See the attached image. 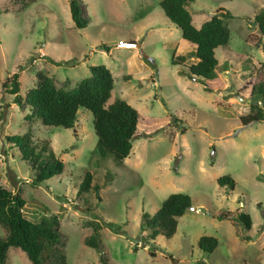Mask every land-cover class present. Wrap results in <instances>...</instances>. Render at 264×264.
I'll return each instance as SVG.
<instances>
[{"label":"rangeland","instance_id":"374dc122","mask_svg":"<svg viewBox=\"0 0 264 264\" xmlns=\"http://www.w3.org/2000/svg\"><path fill=\"white\" fill-rule=\"evenodd\" d=\"M159 2L82 0L88 24L77 29L69 0H33L25 7L26 0H0V183L25 199L23 214L30 221L57 216L67 264H104L101 256L108 264H264V122L244 127L239 120L249 112L250 88L264 60L261 48L245 43L250 33H258L253 16L264 0L187 5L196 27L219 7L234 15L226 19L228 44L215 50L220 67L209 81L212 91L171 63L172 54L183 55L194 45L182 43L180 29ZM91 65H104L112 74L108 103L119 98L139 113L137 136L122 166L96 154L88 110L78 109L73 128L44 126L36 119L28 125L30 108L13 103L1 87L17 72L25 96L42 71L58 87L72 89L91 75ZM29 128L33 141L47 142L64 163L61 174L39 186H33L32 170L7 140ZM86 171L91 184L100 185V198L93 189L78 193ZM222 175L232 177L233 189L217 183ZM177 192L205 211L188 209L171 238L151 239L150 229H140L143 214L154 215ZM238 208L250 215V229L237 220ZM222 212L233 213L217 218ZM97 222L99 250L85 244ZM5 234L0 225V238ZM202 235L218 241L210 254L197 246ZM6 264L32 262L10 247Z\"/></svg>","mask_w":264,"mask_h":264},{"label":"trees","instance_id":"16d2710c","mask_svg":"<svg viewBox=\"0 0 264 264\" xmlns=\"http://www.w3.org/2000/svg\"><path fill=\"white\" fill-rule=\"evenodd\" d=\"M32 1L26 0L27 3H23V7ZM194 1L160 0L159 4L165 16L180 29L182 38L194 45V49L183 55L172 54L171 63L182 65L183 68L179 70L182 75L204 82L205 90L212 91L209 81L215 79L220 67L215 50L228 44L230 29L226 19L234 15L229 10L219 7L209 19L196 27L187 9V5ZM69 7L75 27L85 28L88 20L84 16L82 0H69ZM253 23L258 33H250L245 38V43L264 51V6L254 13ZM100 48L109 50L105 44H101ZM189 58H193L194 62L187 63ZM89 68L91 75L79 80L72 89L58 87L53 78L42 71L36 73V85L30 88L25 96L19 93L20 83L17 72L5 79L1 87L5 92L13 95V103L19 107L27 105L30 108L31 113L25 116L28 125L36 119L44 126L73 128L78 109L88 110L92 114L93 129L97 137L96 154L102 159H111L116 166H122L137 136L139 113L119 98L108 103L114 85L110 70L104 65H91ZM249 102V112L239 119L244 127L264 122V60L260 64L256 80L251 85ZM3 118L4 111L0 98V121ZM7 140L17 148L19 157L32 170L33 186H39L63 172L62 160L55 155L47 142L38 146L33 141L31 128L25 133L7 136ZM91 181L92 174L86 171L79 183L78 193H86L93 189L100 198L98 195L100 185H92ZM217 183L229 189H233L235 185L229 175L219 176ZM25 203L20 193H14L0 183V225L6 231L5 236L0 238V264H6L10 247L21 249L32 264H67L65 252L61 249L63 234L59 230L57 216L50 215L39 222H32L23 214ZM191 205L189 195L179 192L171 193L154 215L143 214L140 229H150L151 239L158 235L171 238L177 230V219ZM232 213L222 212L216 217L230 219ZM235 213L237 220L246 229H250V215L241 208L236 209ZM93 229V234L85 239V244L99 250L100 224L94 223ZM217 244V239L208 235L200 236L197 241L198 248L206 254L212 253ZM101 260L104 264H108L104 256H101Z\"/></svg>","mask_w":264,"mask_h":264},{"label":"water","instance_id":"95a60500","mask_svg":"<svg viewBox=\"0 0 264 264\" xmlns=\"http://www.w3.org/2000/svg\"><path fill=\"white\" fill-rule=\"evenodd\" d=\"M124 45L127 46V47H138V48L140 47L139 43H125ZM189 209L195 210V211H199V210L205 211L203 208H197L195 206H190ZM201 264H207V263L203 262Z\"/></svg>","mask_w":264,"mask_h":264},{"label":"crops","instance_id":"0c3cea01","mask_svg":"<svg viewBox=\"0 0 264 264\" xmlns=\"http://www.w3.org/2000/svg\"><path fill=\"white\" fill-rule=\"evenodd\" d=\"M185 41H186V40H185V39H183V40H182V43H186V44H187V42H188V41H186V42H185Z\"/></svg>","mask_w":264,"mask_h":264}]
</instances>
